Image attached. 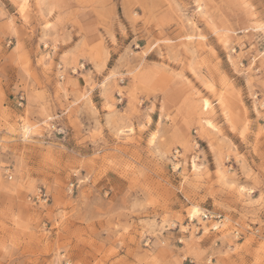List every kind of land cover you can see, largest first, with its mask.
Here are the masks:
<instances>
[{
    "label": "rangeland",
    "instance_id": "374dc122",
    "mask_svg": "<svg viewBox=\"0 0 264 264\" xmlns=\"http://www.w3.org/2000/svg\"><path fill=\"white\" fill-rule=\"evenodd\" d=\"M0 264H264V0H0Z\"/></svg>",
    "mask_w": 264,
    "mask_h": 264
},
{
    "label": "built area",
    "instance_id": "2783aa9c",
    "mask_svg": "<svg viewBox=\"0 0 264 264\" xmlns=\"http://www.w3.org/2000/svg\"><path fill=\"white\" fill-rule=\"evenodd\" d=\"M209 215H210V218L212 219V218H220L221 217V215H214V214H204V216L205 217H209Z\"/></svg>",
    "mask_w": 264,
    "mask_h": 264
},
{
    "label": "bare ground",
    "instance_id": "6f19581e",
    "mask_svg": "<svg viewBox=\"0 0 264 264\" xmlns=\"http://www.w3.org/2000/svg\"><path fill=\"white\" fill-rule=\"evenodd\" d=\"M195 212H196V210H195ZM193 215V214H192Z\"/></svg>",
    "mask_w": 264,
    "mask_h": 264
}]
</instances>
